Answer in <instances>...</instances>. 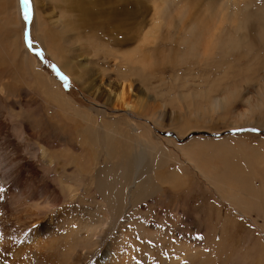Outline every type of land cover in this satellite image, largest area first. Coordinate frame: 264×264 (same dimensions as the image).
<instances>
[{
  "label": "rangeland",
  "instance_id": "1",
  "mask_svg": "<svg viewBox=\"0 0 264 264\" xmlns=\"http://www.w3.org/2000/svg\"><path fill=\"white\" fill-rule=\"evenodd\" d=\"M30 4L0 0V264H264V0Z\"/></svg>",
  "mask_w": 264,
  "mask_h": 264
},
{
  "label": "bare ground",
  "instance_id": "2",
  "mask_svg": "<svg viewBox=\"0 0 264 264\" xmlns=\"http://www.w3.org/2000/svg\"><path fill=\"white\" fill-rule=\"evenodd\" d=\"M14 1V0H13ZM16 5V4H15ZM5 6V5H4ZM43 15V14H42ZM19 17V16H18ZM47 19V18H46ZM42 21V20H41ZM63 26V25H62ZM63 28V31H64V27H62ZM62 30V29H61ZM60 30V31H61ZM198 32V31H197ZM60 34V33H59ZM62 35H63V33H61ZM61 34H60V36H61ZM203 36V34H201V32H198V35L196 34V36H195V40L196 41H199L200 39H201V37ZM55 39V38H54ZM57 40V39H56ZM53 41V40H52ZM56 43V42H55ZM11 46V45H10ZM42 72V71H41ZM43 73V72H42ZM45 74V73H44ZM46 75V74H45ZM85 78H87L86 76H85ZM82 79V78H81ZM124 96V95H123ZM122 96V90H120L119 91V93H114V97H115V101H119V100H121V98L123 97ZM134 96V95H133ZM118 104V103H117ZM128 107V106H127ZM145 156H144V154H143V152H140V153H138V154H136L135 155V177L136 176H138L140 173H141V166L143 165V162H144V160H145ZM2 178L0 179V184H3V183H7V181H9L10 180V178L11 177H8V179H5V178H3V176H1ZM11 181V180H10ZM13 181H15V180H13L12 179V181L11 182H13ZM4 185V184H3ZM4 186H6V184L4 185ZM8 186V185H7ZM7 188V187H6ZM1 189V188H0ZM5 190V189H4ZM8 191V190H7ZM6 191V192H7ZM19 191V192H18ZM17 192H16V195L19 197V198H21V199H23V198H27L28 196H29V191L25 188V187H23V186H20V188H19V190H18ZM6 192H3V193H5V194H7ZM2 195V194H1ZM81 218V219H80ZM80 218H78V219H80V226L83 224V220H82V217L80 216ZM77 220V219H76ZM104 225H107V220H105V223H104ZM36 227H41V226H39V225H36ZM50 227H51V221H50V218H48L47 219V221L45 222V223H43V225H42V231H45V230H48V229H50ZM32 227H30L29 229H31ZM37 228V229H38ZM33 230H34V228H32ZM31 229V230H32ZM37 229H36V231H37ZM30 238V237H29ZM43 242H46L45 240H43ZM77 243L78 244H81V240H80V236L78 237V239H77ZM115 247V246H114ZM76 250V249H75ZM114 250H116V249H114ZM9 252H10V249H4V250H0V259H2V255L5 253L6 255H8L9 254ZM12 253H14V254H17L18 253V250L16 249V250H14V251H12ZM105 256H104V258L103 259H107V262L115 255V253L114 252H112V251H106L105 253ZM5 255V256H6ZM69 257H70V259L72 260V261H75V259H76V257H75V255L73 254V255H69Z\"/></svg>",
  "mask_w": 264,
  "mask_h": 264
},
{
  "label": "snow or ice",
  "instance_id": "3",
  "mask_svg": "<svg viewBox=\"0 0 264 264\" xmlns=\"http://www.w3.org/2000/svg\"><path fill=\"white\" fill-rule=\"evenodd\" d=\"M21 5L23 8V12H22V16H23V20L25 22H29L31 20L32 17V8H31V4H30V0H21ZM29 46L31 47V44L29 42ZM37 55H40L39 52L36 53ZM57 75L59 77V79L65 84L67 85L68 81H67V77L63 76V74L57 72ZM252 131H257L256 129H252ZM0 191H2V189H0ZM25 235H27V233H25ZM196 239H202V237L197 236ZM139 264V262H138Z\"/></svg>",
  "mask_w": 264,
  "mask_h": 264
}]
</instances>
